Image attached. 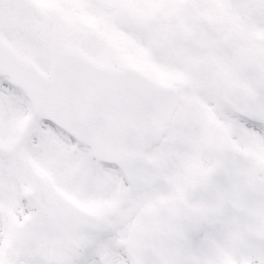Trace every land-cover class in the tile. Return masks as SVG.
Segmentation results:
<instances>
[{
  "label": "snow or ice",
  "instance_id": "snow-or-ice-1",
  "mask_svg": "<svg viewBox=\"0 0 264 264\" xmlns=\"http://www.w3.org/2000/svg\"><path fill=\"white\" fill-rule=\"evenodd\" d=\"M0 264H264V0H0Z\"/></svg>",
  "mask_w": 264,
  "mask_h": 264
}]
</instances>
